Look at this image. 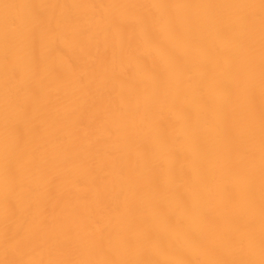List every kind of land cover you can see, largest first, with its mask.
Returning <instances> with one entry per match:
<instances>
[{
  "label": "bare ground",
  "instance_id": "obj_1",
  "mask_svg": "<svg viewBox=\"0 0 264 264\" xmlns=\"http://www.w3.org/2000/svg\"><path fill=\"white\" fill-rule=\"evenodd\" d=\"M0 264H264V0H0Z\"/></svg>",
  "mask_w": 264,
  "mask_h": 264
}]
</instances>
